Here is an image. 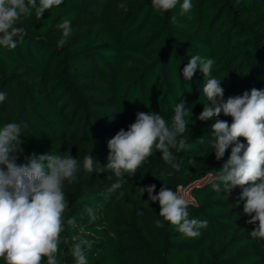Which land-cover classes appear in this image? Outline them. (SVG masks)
Wrapping results in <instances>:
<instances>
[{
    "label": "trees",
    "instance_id": "trees-1",
    "mask_svg": "<svg viewBox=\"0 0 264 264\" xmlns=\"http://www.w3.org/2000/svg\"><path fill=\"white\" fill-rule=\"evenodd\" d=\"M182 3L165 13L152 0H63L43 17L35 10L21 17L16 26L27 35L15 49L0 45V92L7 94L0 127L28 125L17 162L50 151L78 159L77 180L62 189L68 207L60 264H75L74 235L92 241L88 264H264V240L250 235L257 225L246 223L242 189L229 195L212 188L231 147L217 161L211 126L232 119L221 114L200 121L209 77L197 69L191 81L183 78L184 67L199 55L216 61L211 77L222 82L225 101L264 90V0H191L188 12ZM65 19L71 21L68 37L58 27ZM182 102L189 108V147L171 149L179 171L154 149L134 176L125 174L121 189L110 192L117 178L106 168L108 141L140 112H155L170 124ZM85 155L95 159L91 172L83 168ZM150 185L154 195L164 185L188 191L189 219L208 222L200 236L186 237L159 216V203L139 191ZM73 217L75 225H68ZM157 221L164 226L156 227ZM0 264L6 262L0 258Z\"/></svg>",
    "mask_w": 264,
    "mask_h": 264
},
{
    "label": "clouds",
    "instance_id": "clouds-1",
    "mask_svg": "<svg viewBox=\"0 0 264 264\" xmlns=\"http://www.w3.org/2000/svg\"><path fill=\"white\" fill-rule=\"evenodd\" d=\"M62 3L63 0H39V3L37 0H0V45L15 49L27 35L23 27L16 26L22 16H30L35 10L38 17H43L49 9ZM177 3L178 0H152L153 8L165 13L174 9ZM181 8L183 12L190 11L191 0H183ZM58 27L63 30V37L70 35V20H63ZM64 43L65 40L61 39L58 47ZM214 65V59L195 55L183 69V78L187 81L192 80L197 69L205 78L209 77L203 85L207 102L203 104L198 119L208 121L221 114L232 119L231 124L216 119L211 126L213 139L210 143L217 161L222 160L231 147L230 157L218 172V182L213 183L212 188L229 195L237 187L241 188L239 199L245 201L243 211L250 217L246 223L257 225L250 235L264 240V90L252 88L225 101L222 82L211 77ZM6 95L0 92V102L5 101ZM188 109L185 103H177L170 124L155 112L137 113L135 122L127 130H119L108 141L106 168L117 178L110 192L121 189L126 182L125 174L134 176L154 149L162 154L163 161L172 169L179 171L180 165L171 149L180 152L189 147L184 138ZM27 127L26 123L16 122L0 127V258L6 264H43L46 257V264H60L58 253L61 234L65 231L64 213L68 207L62 189L65 181L77 180L78 159L50 151L32 153L19 164L18 153L21 151L18 146L23 143L22 132ZM94 162L92 155H85L83 168L93 171ZM139 191L146 192L152 203L158 202L159 216L177 226L186 237L196 238L200 236V229L207 227V220L189 219L188 201L166 185L158 195H154L155 185ZM120 195L124 193L121 191ZM88 212L92 214L91 209ZM66 223L75 225V218ZM163 226L160 221L156 222V227ZM72 240L71 255L75 264H88L86 250L92 248V241L80 235H74Z\"/></svg>",
    "mask_w": 264,
    "mask_h": 264
},
{
    "label": "rangeland",
    "instance_id": "rangeland-1",
    "mask_svg": "<svg viewBox=\"0 0 264 264\" xmlns=\"http://www.w3.org/2000/svg\"><path fill=\"white\" fill-rule=\"evenodd\" d=\"M179 194H180L182 197H184L188 202L191 201V199H190V197H189V193H188V191H186V190H180V191H179Z\"/></svg>",
    "mask_w": 264,
    "mask_h": 264
}]
</instances>
